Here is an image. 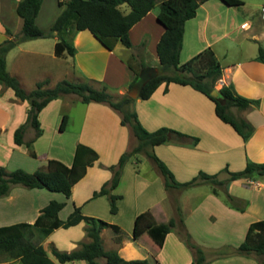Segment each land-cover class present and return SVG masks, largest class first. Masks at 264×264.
Returning <instances> with one entry per match:
<instances>
[{
	"label": "crops",
	"instance_id": "crops-1",
	"mask_svg": "<svg viewBox=\"0 0 264 264\" xmlns=\"http://www.w3.org/2000/svg\"><path fill=\"white\" fill-rule=\"evenodd\" d=\"M16 1L0 0V41L9 36L6 31L7 28L12 30V35L16 32L11 26V21H16L18 28L22 24V19L19 20L14 14ZM242 3H244L243 0ZM57 5L59 11H61L63 6L59 3ZM123 5L124 12H127L129 7L126 4ZM236 5H228L222 0H205L201 2L196 14L184 23L180 61H185L210 46L222 65V74L215 81L214 89L232 84L238 94L258 100L257 103H250L244 108L236 106H230L229 108L234 116L248 120L253 126V131L244 139L232 125L224 122L216 115L214 102L190 84L173 81L167 84L162 82L148 98L132 97L133 101L128 104L127 108L136 112L139 121L146 129L155 130L161 126H166L184 132L188 136L180 137L173 132H169L167 141L155 145L147 144L146 149L143 147L136 153L137 155H131L136 161L135 166L132 168L134 172L129 173L130 178L124 177L126 169L124 165L118 183L112 189L113 193L120 195L116 199L117 211L112 213L118 214L120 212L126 192L131 189L133 197L130 202L132 206L130 207V213L127 214L128 225L130 222L129 226L131 227H127L128 225L118 221L114 215H111L107 195L101 194L94 197L92 194L111 176L112 171L108 169V166L116 162L124 150H131L135 146L129 143V137L136 138V136L129 123H121V110L114 108L105 101L84 102L86 106L82 110L80 124L76 128L77 131L72 143L73 151L77 143H83L97 151L98 159L88 166L86 173L72 185L71 194L68 197L72 202L71 210L76 205L80 206L82 212H86L87 206L88 210H92L91 214L97 216L98 213L96 212L100 211L97 203L103 204V210H107L104 218L108 222L116 223L120 228H128L126 235L122 234L121 241H116L115 234L110 227L102 228L100 235L103 246L105 249H116L124 259L147 258L151 264H190L194 257L193 250L184 242V235H172V228L159 247L154 242L150 246L140 243L139 239L134 240L131 237L134 218L139 212H145L153 223L168 221L172 215L167 212V204L164 202L171 194V190L178 189L180 191L179 187L165 186L163 177L160 174L155 173L156 175L151 177L145 176V173L141 172L140 164L146 159H149L150 162L152 160L154 167H156L155 171L158 170L156 163L148 155V152H152L166 164L178 181L189 180L199 171L209 174L216 173L218 179L226 181L223 184V189L216 187V192L213 191L214 187L211 184L210 190L201 195L194 207L186 209L188 217L185 219L184 226L190 232L194 242L203 249L205 264H260L264 261V254L254 252L241 254L235 250L243 241L248 225L252 221L264 218V177L228 180L229 171L243 169L247 160L264 161V62L255 59L258 48L262 45L258 46L257 53L251 52L241 57L230 56L229 46L219 49L217 47L222 38L229 37L231 42L234 43L240 37L241 29L246 30L251 27V21L234 10ZM40 11L41 9H39L35 21L39 18ZM157 11L153 12L152 8L130 28V35L134 30L136 35L139 36L135 41L132 38L133 47L143 38L146 39V45L141 53L139 51L134 53L133 47H127L120 41L112 49H108L93 34L86 32L88 30H77L71 27L67 37L78 50L74 55L65 53L60 58L68 59L67 61L72 60V73L77 80L86 75L90 80H99L106 83V85L110 84L112 89H116L112 92L113 95L119 93L124 87H128L136 73L139 75L137 81L143 84L150 73L149 68H154L157 72L160 66V60L156 53V43L164 30V26L156 18ZM4 23L6 24L4 25ZM243 36L248 38L246 33H243ZM53 38L56 42L57 36H53ZM250 38L258 40L253 36ZM82 51L88 53L90 58L102 55L103 59H101L102 62L97 73L88 71V67L93 64V61L90 63L82 59L79 61V55ZM134 54H136V57L133 56ZM128 60L130 63H127ZM128 64H131L134 70L130 69ZM120 72L125 73L122 78ZM10 74L19 77V79L21 78L18 71L10 72ZM116 76L117 78H115ZM40 78H47L50 84L55 82L51 78L49 70L34 80ZM90 84L93 86V83ZM130 88L127 90V94ZM9 89L11 88L3 87L0 83V162H2L1 159L6 157L10 160L16 150L18 151L24 145L27 146L26 142L30 139L26 136L32 133L29 132L31 125L27 124L23 136L24 142L17 144L14 141V130L26 120L29 104L26 100L14 97L13 90L11 89L12 94ZM6 96L7 102L5 101ZM55 101L57 99L49 101L41 109L39 112L40 119L41 113ZM63 114L67 115L64 127L66 129L68 123L72 122V118L68 112ZM8 127L12 137L10 136L11 138L7 142H3L1 136ZM194 136L198 137L197 142H194ZM110 148H112V152ZM140 152L144 154H140ZM32 155L36 156V152L33 151ZM71 160L64 163L70 164ZM0 166L4 165L1 163ZM44 166L47 169V164ZM89 176H97L99 178L98 181L96 180L98 183L93 185L87 192H84V195H80L83 186L81 183ZM83 183L86 185L84 181ZM205 183L208 182L201 181L189 187ZM16 184H11L9 191L0 195V225L18 221L32 223L41 212V208L50 200L40 202V205L37 204L35 199L30 202L29 198L24 199L22 197L23 194L29 196V193H33V195L36 193L39 195L41 194L40 188L39 190H36V187H33L34 189H24L15 186ZM236 184L241 186L242 189L233 190ZM251 185L254 187V193L250 197L246 189H250ZM227 192L236 197L237 204L244 206L243 210L232 206L227 201ZM258 195L260 197L256 200L255 198ZM5 201H9L7 202L9 205H6ZM59 201H64V199ZM66 203L64 201V205ZM25 206L35 207L34 211L32 213L29 210L24 211ZM185 207L187 206L185 205ZM61 211L58 213L60 218ZM188 218L191 221H188ZM72 226L79 227L80 235L78 238L69 239L68 247L60 249L57 243L48 237L42 244L46 251L48 252L47 244L49 243H52L53 248L58 250L70 251V248L72 250L77 249L81 247L83 242L90 240L84 221L70 227ZM105 238L109 244L107 248L104 243ZM168 243L170 244L168 245ZM258 255L263 256V258H260V262L259 260L256 261L255 256ZM50 257L58 262L55 255ZM97 260L98 264H101L102 261L106 263L104 257ZM72 261L73 264H88L82 259Z\"/></svg>",
	"mask_w": 264,
	"mask_h": 264
},
{
	"label": "trees",
	"instance_id": "trees-1",
	"mask_svg": "<svg viewBox=\"0 0 264 264\" xmlns=\"http://www.w3.org/2000/svg\"><path fill=\"white\" fill-rule=\"evenodd\" d=\"M43 0H19L15 11L22 19L20 34L16 37L7 28L9 36L0 41V83L3 87H9L14 95L26 100L29 104L26 120L14 130V141L17 144L24 142L23 136L27 124L34 128V136L26 142L29 146L42 133L39 120V112L49 101L66 93H76L82 102L105 101L114 108L122 111L121 123H129L139 142L131 149L123 152L116 164L108 166L112 170V177L109 181L93 191V196L105 194L109 200L110 211H117L116 199L119 194L112 192L117 185L122 167L129 155L139 152L145 145H155L167 141V134L173 132L178 136H188V134L161 126L155 130L146 129L139 121L135 111L127 108L133 99L128 94H124L120 99L114 100L105 88H95L86 81H71L61 79L51 87L44 86L48 79L36 82L34 88L26 91L15 75L10 74L6 68V54L21 41L57 36L54 44V53L61 56L65 53L74 55L77 47L66 36L71 27L77 30H88L106 48L112 49L120 41L127 47H133L130 38V28L140 20L157 3V20L164 26L156 43V53L160 60L158 71L149 68L150 73L142 84L138 97L148 98L156 87L165 82L173 81L181 84H190L195 89L207 95L214 102L216 115L224 122L229 123L233 128L246 139L253 131L252 124L244 119L234 116L230 111V106L244 108L250 103H257V99H251L238 94L232 84L223 85L213 93L215 81L222 74V65L217 59L214 50L208 46L199 51L194 56L185 61H180V49L184 34V23L187 19L196 14L197 8L205 0H66L58 1L62 5L54 21L48 29L37 25L35 19ZM228 5L242 3V0H222ZM123 4L129 7L127 12L121 8ZM144 48L146 39L141 41ZM256 60L264 62V47L259 46ZM145 65V63H143ZM130 69L134 70L129 64ZM136 73L129 87L138 80ZM67 115L62 114L59 129L63 130L66 124ZM197 142L198 137H193ZM33 154V152H31ZM148 155L156 163L165 186L189 187L201 181L216 185H223L226 181L217 178V174H209L199 171L194 177L186 181L175 179L171 170L154 153ZM98 159L97 151L83 143H77L70 164L56 158L47 160V169H37L33 172L22 168L6 170L0 166V195L9 191L11 184L21 183L26 187H44L52 191L62 192L65 197L71 194L72 185L77 182L87 170ZM227 169V168H225ZM254 177H264V161L257 162L247 160L241 170L229 171L228 180ZM216 192V186H213ZM227 201L234 207L243 210L244 206H239L236 197L226 193ZM64 206V201L50 199L41 208V212L31 222L20 221L10 224L0 225V254L8 253L10 257L19 258L23 264H59L66 261L85 260L88 264H98V258L104 257L107 264H151L147 258L124 259L116 249H105L102 243L100 231L104 227H110L115 234L116 241L122 240V232L119 225L108 222L100 217L87 215L82 212L80 206L74 205L72 211L65 219L58 215ZM177 217H171L166 222L153 223L145 212L136 214L132 229V239L138 240L144 233L152 239L157 247L161 246L166 234L170 229L178 224L182 229L184 240L194 252V258L190 264H205L204 251L199 244L194 242L182 223L177 208ZM178 220V221H177ZM80 221L87 223L86 230L90 240L83 242L81 247L70 251L52 248V253L58 262L54 261L47 253L40 242H33L30 238L34 235V229H39L44 236L49 235L59 226L68 227ZM178 223H177V222ZM26 232L29 237H26ZM238 253L264 254V218L252 221L246 230L243 241L235 248ZM260 264H264V261Z\"/></svg>",
	"mask_w": 264,
	"mask_h": 264
},
{
	"label": "rangeland",
	"instance_id": "rangeland-1",
	"mask_svg": "<svg viewBox=\"0 0 264 264\" xmlns=\"http://www.w3.org/2000/svg\"><path fill=\"white\" fill-rule=\"evenodd\" d=\"M13 1H16V0H13ZM18 1H16V4ZM60 1L65 2L66 0H60ZM158 1H160V0H158ZM243 1H244V3H242L240 5H236L234 7V10L238 11L239 14H241L244 17H246L247 19H249L251 21V27L246 29V30L241 29L242 33H240V37H238V39H236L234 41V43L231 42L229 37H226V38L224 37L217 44L218 49L223 48L225 46H229V50H230L229 55L234 56V57H241L244 55H248L251 52L257 53V48L259 45H262L264 47V18L261 16V12H260V7H261L262 2H264V0H243ZM42 2H43L41 4L42 7H40L41 11H40L39 16H38L39 18L37 19L36 22L38 23V25H40V27H42L44 29H48L49 26L51 25V23L53 22L55 15L58 14L57 12H60L59 7L57 5L58 0H57V3H56V0H43ZM158 5L159 4L157 3L153 7V12L158 10ZM123 6L124 5L121 6L122 9H123ZM14 14L19 20H21V17L16 13L15 10H14ZM11 19H12V17H11ZM6 23H4V25ZM17 24L18 23L16 21H11V26L16 31L13 34V36H15V37L20 34L21 25H22V24H20L19 28H18ZM10 31L12 32V30H10ZM86 32H89V31H86ZM243 33H246L248 35V38H245L246 35L243 36ZM251 35L253 37H256L258 40H254V39L250 38V37H252ZM130 37H131V40L133 38L134 41H135V39L139 38V36L136 35V32L134 30L132 31ZM145 37H148V36H145ZM144 39L145 38H143L142 40H144ZM141 41L138 44L136 43V45L133 47L134 53L135 52L137 53V51H139V53H141V51H143L144 48L140 44ZM54 42L55 41H54L53 36H47V37H40V38L25 40V41L19 42L14 47L9 49V51L7 52V54H6L7 71L9 73L10 72H16V71H18L20 73L21 78L20 79H19V77H17V78H18L21 86L26 91H29L32 88H34L37 81L46 79V78H42V79L40 78V79L34 80L36 77L40 76L42 73L49 70V72L51 73V78L55 81V82H53L54 84L57 83L58 81H60L61 79H68L71 81H78V80L79 81H86L88 83H93V87H95V88L100 89V88L104 87L105 90L108 91V93L111 95V97L114 100H118L124 94H127V90L130 88L129 86L124 87L121 91H119V93L113 95L112 92L115 91L116 89L113 88L114 89L113 90L110 87V84L106 85V83H104V82L102 83L99 80H96V81L90 80V78L87 77L86 75L82 76V78H81L82 80L81 79L77 80V78H75V76H73V73H72V65H71L72 60H70V58H69L70 61H67L68 59L60 58V56L54 54ZM138 46H139V48H138ZM243 49H246L245 50L246 52ZM247 50H248V52H247ZM133 56L136 57V54H134ZM81 59L87 60L89 63L91 61H93L92 62L93 64L90 65L92 67L89 66L88 71L97 73L98 70L100 69L99 66L102 62L101 59H103V57H102V55L101 56L96 55V56L90 58L88 53L82 51L79 55V61H81ZM127 63H130L129 60ZM81 71L84 73L83 70H81ZM123 75H125V73L120 72L121 78L123 77ZM115 78H117V76ZM34 81H35V83H34ZM53 83L50 84V82L48 81L44 86L51 87L54 85ZM9 90H10L9 92L12 93V90L11 89H9ZM122 91L124 92L123 94H122ZM14 97H16V96L14 95ZM6 98H7V96L5 97V101L7 102L8 99H6ZM54 99H57V101L51 103L47 107V109H45L41 113V116H40L41 119L39 118V120L41 122V128H42L41 135L38 136L35 139V141L31 142V144L29 146L24 145L18 151L16 150L15 153L13 154V157L10 160H8L7 157L1 159L2 162H0V164L2 163L7 170L22 168L26 171L33 172L37 169H45L44 165L47 164V159L49 157L59 159L63 162L71 160V155H72V151H73V144L72 143L74 141L75 134L77 131L76 128L80 124L79 121H80V117H82V110L86 105L84 102H82L80 100L79 95L76 93H67L66 95L62 94V95H59L58 97H56ZM132 101H133V99L131 100V102ZM130 106H131V104H130ZM64 112H66V113L68 112L70 114V116L72 118V122L68 123V126L66 127V129L60 130L59 129V123H60L61 115ZM28 125H30V124H28ZM29 132H32V133L26 137H28V139H31V138H33L34 133H35L34 128L32 126H30ZM10 136L12 137L10 130H9V127H8L6 129V131L3 133V135L1 136V140L3 142H7L9 140V138H11ZM138 142H139V140L137 138H135V137L130 138L129 137V143L130 144L132 143L131 145H136ZM144 147L146 149L148 147V145H145ZM111 149L112 148H110V151L112 152ZM33 151L36 152V156L31 154V152H33ZM125 151H127V150H124L123 152H125ZM128 151H129V149H128ZM134 154H136V153H134ZM134 154H131V155H134ZM140 154H144V153L140 152ZM131 155L128 156V158L126 159V161L124 163V165L126 167L125 173H124L125 178H130L131 176H129V173L134 172L132 168H133V166H135L134 163H135L136 159L131 157ZM117 161L114 162L113 164H116ZM124 165H123V167H124ZM123 167H122V169H123ZM139 168H141V172L145 173V176H151L152 177V176H155L156 174L161 175L159 169L158 170L156 169L157 171H155L156 167H154V163L152 162V160L150 162L149 159H146L145 161H143L140 164ZM108 169L111 170L110 168H108ZM111 177H112V173H111V176L107 179V181H109L111 179ZM98 179L99 178L97 176H92V177L89 176L88 178H85L83 181L86 183V185H84V183L82 181L81 185H83V186H82V189L80 190L81 193H79V194L84 195V192H87L90 188L93 187V185H96L98 183L97 182ZM125 180H127V179H125ZM125 180H124V182H125ZM138 182H140V181L138 180ZM163 183H164V180H163ZM212 185L219 187L221 189H223V187H224L223 185H216V184L215 185L212 184ZM15 186H19V187L24 188V189H27V188L30 189V187H26L21 183H17ZM143 186H144V184L142 185V187ZM142 187H141V189H142ZM210 187H211V183H205V184H201V185L193 186V187H189V188L179 187L180 191H178V189H175V191H174V189H173V191L171 190V194L168 195V199H166V201L164 202L165 204H167V212L170 213L172 215V217L178 218L176 213H178L177 208H179V214L178 215L181 216L182 223L185 225V219H187V217H188L186 209H188L189 207H194V205L200 199L201 195L204 192L210 190ZM39 188H40L41 194L38 195L35 193L33 195V193H29V196L23 194L22 197L24 199L29 198L30 202H33V200L35 199V201L37 200V204H39V205H40V202L43 203L45 201H48L49 199H57L58 201L60 199H64V201H66L67 203L61 209L62 211H61L60 216H61V219H65L67 217V215L72 211L71 210V208H72L71 199L68 197L66 198L62 192L52 191V190H49V189L44 188V187H38V188L36 187V190H39ZM32 189H34V188H32ZM234 189L239 190L242 188H241V186L236 184V185H234L233 190ZM253 189H254V187H252V185H251L250 189H246L248 194L250 195V197H251V195L253 196V193H254ZM132 197H133V195L131 193V189H128V191L126 192V196L123 199L124 204L121 207L120 212H118V214L111 212V215L112 216L114 215L115 219H117L118 221H122V223H124L125 225H128L127 214L130 213V207L132 206V203L130 202V200L132 199ZM259 197L260 196L258 195L255 199L258 200L257 198H259ZM139 199H141V198H139ZM7 202H9V201H5L6 205H9V203H7ZM48 202H46V203H48ZM3 205H4V203H3ZM97 205H98V208L100 210V211L96 212V213H98V215L96 214L97 217H100V218L106 220L104 218V216L107 214V210H103V207H102L103 204L97 203ZM185 205L187 207H185ZM34 208L35 207H33V206L31 208H29L28 206L27 207L25 206L23 210L24 211L29 210L32 213L34 211L33 210ZM86 209L88 210L89 208H87V206H86ZM87 210H86V212H84V211L83 212L89 213L90 215H93V214H91L92 210H88V211ZM89 214H87V215H89ZM28 215H27V217H28ZM188 221H191V220L189 219ZM18 222H20V221H18ZM84 223L87 226V223L86 222H84ZM129 225H130V222H129ZM129 225L127 227H131ZM81 229H82V227H81ZM185 229H186V227H185ZM33 231H34V235L30 238L33 242H36V243L40 242L41 244H43L45 242V240L49 237L53 242L57 243V245L60 249H65V247L67 248L69 239L78 238L80 235V229L78 226L77 227L76 226H72V227H70V226H68V227L59 226V228L57 230L52 231L47 236H44L39 229H34ZM121 232L123 235H126V233L128 232V228H126V227L121 228ZM180 234H183L182 229L180 228V226L178 224H176L175 226L172 227V235L178 236ZM189 234H190V232H189ZM25 235H26V237H29L28 232H26ZM190 236H191V234H190ZM139 240H140V243H145V244L150 245V246L153 243L152 239L148 236L147 233L144 234L143 236H141L139 238ZM104 241H105L104 242L105 247L106 248L109 247V244L106 242V238L104 239ZM184 242H185V240H184ZM169 244L170 243H168V245ZM185 244L187 245L186 242H185ZM52 248H53L52 243L47 244V249H48L47 253L50 256L54 255L52 253ZM70 249L72 250V248H70ZM255 257H256V261L259 260V262H260V258H263L262 255H258ZM0 264H23V263L19 258L10 257V255L8 253H1L0 254ZM59 264H73V261H66V262L59 263ZM101 264H106V263H104V261H102Z\"/></svg>",
	"mask_w": 264,
	"mask_h": 264
},
{
	"label": "water",
	"instance_id": "water-1",
	"mask_svg": "<svg viewBox=\"0 0 264 264\" xmlns=\"http://www.w3.org/2000/svg\"><path fill=\"white\" fill-rule=\"evenodd\" d=\"M141 83H139L138 81H136L130 88V90L128 91V94L129 96L131 97H137L138 96V92H139V89L141 88ZM214 94H216V88L215 90L213 91Z\"/></svg>",
	"mask_w": 264,
	"mask_h": 264
},
{
	"label": "built area",
	"instance_id": "built-area-1",
	"mask_svg": "<svg viewBox=\"0 0 264 264\" xmlns=\"http://www.w3.org/2000/svg\"><path fill=\"white\" fill-rule=\"evenodd\" d=\"M260 12H261L262 17H264V3L260 7Z\"/></svg>",
	"mask_w": 264,
	"mask_h": 264
}]
</instances>
